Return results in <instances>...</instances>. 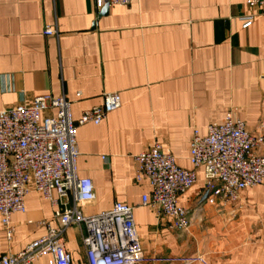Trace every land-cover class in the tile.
I'll return each instance as SVG.
<instances>
[{"label":"crops","instance_id":"obj_1","mask_svg":"<svg viewBox=\"0 0 264 264\" xmlns=\"http://www.w3.org/2000/svg\"><path fill=\"white\" fill-rule=\"evenodd\" d=\"M104 9V8H103ZM96 8V0H0V110L31 105L40 95H65L72 116L103 102L106 92L121 105L100 123L77 129L78 174L90 177L96 197L86 215L134 207L147 253L203 255L211 264H264V183L228 205L204 198V170L179 203L192 210L184 230L170 228L143 196L148 181L136 179L135 160L156 142L176 162L192 168L195 130L223 123L229 113L258 131L264 117V13L249 0H132ZM253 16L245 28L246 19ZM46 26L58 35L44 34ZM46 114H55L48 110ZM54 196L58 193L54 191ZM26 210L14 213L9 237L0 216V257L17 253L57 227L52 205L31 184ZM84 231L64 234L73 264H88ZM45 255L35 264H49Z\"/></svg>","mask_w":264,"mask_h":264},{"label":"built area","instance_id":"obj_2","mask_svg":"<svg viewBox=\"0 0 264 264\" xmlns=\"http://www.w3.org/2000/svg\"><path fill=\"white\" fill-rule=\"evenodd\" d=\"M132 0H96V8L128 5ZM264 13V0H249ZM253 16L246 19L249 27ZM46 26L44 34L58 35ZM121 105L119 92L103 95V102L83 112L78 121L72 116V101L65 95H40L33 104H18L0 110V216L9 237L12 216L26 210L25 197L31 184L52 205L57 227L29 243L17 253L0 257V264H35L50 255L49 264H73L65 247L64 234L77 224L82 227L88 264H211L203 255L161 256L147 253L138 235L134 207L116 202L111 210L86 215L80 208L95 199L90 177L78 174L77 129L86 123L100 124ZM55 114H46L48 110ZM136 179L146 180L151 192L143 196L158 216L171 219L170 228L184 230L193 221L192 210L179 203V196L193 187L198 171L204 170L208 203H235L242 191L264 183V117L259 130L251 131L231 113L223 123L213 122L206 134L195 130L190 143L192 168L180 166L174 155L159 142L136 155ZM54 191L58 197L54 196Z\"/></svg>","mask_w":264,"mask_h":264},{"label":"water","instance_id":"obj_3","mask_svg":"<svg viewBox=\"0 0 264 264\" xmlns=\"http://www.w3.org/2000/svg\"><path fill=\"white\" fill-rule=\"evenodd\" d=\"M108 7H109V4H107V5L104 7V9H103V11H102V14L105 13V12L107 11ZM208 195H209V192L206 193V195H205L204 198H207Z\"/></svg>","mask_w":264,"mask_h":264}]
</instances>
